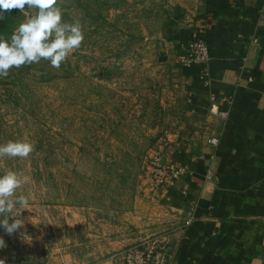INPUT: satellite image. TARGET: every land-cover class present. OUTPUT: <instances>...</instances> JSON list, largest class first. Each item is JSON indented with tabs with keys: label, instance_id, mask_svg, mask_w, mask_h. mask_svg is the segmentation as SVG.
I'll return each mask as SVG.
<instances>
[{
	"label": "rangeland",
	"instance_id": "obj_1",
	"mask_svg": "<svg viewBox=\"0 0 264 264\" xmlns=\"http://www.w3.org/2000/svg\"><path fill=\"white\" fill-rule=\"evenodd\" d=\"M58 3L65 21L81 22V47L59 68L42 59L0 79V143L33 145L27 158L0 159V174L30 177L18 194H31L24 225L0 227V264H89L107 253L124 264L131 250L154 252L167 240L144 222L160 213L156 193L187 176L171 185L159 169L192 168L211 130L186 121L188 74L169 32L174 0ZM24 18L5 11L0 34Z\"/></svg>",
	"mask_w": 264,
	"mask_h": 264
},
{
	"label": "crops",
	"instance_id": "obj_2",
	"mask_svg": "<svg viewBox=\"0 0 264 264\" xmlns=\"http://www.w3.org/2000/svg\"><path fill=\"white\" fill-rule=\"evenodd\" d=\"M174 1L171 38L178 44L200 37L211 47L209 87L199 67L185 68L186 121L199 119L211 134L193 172L155 192L160 213L155 207L144 228L168 237L151 264H264V0ZM229 96L232 103L223 101ZM217 109L229 110L226 121ZM214 135L220 140L212 149ZM191 208L193 222L185 225ZM89 264L121 262L107 253Z\"/></svg>",
	"mask_w": 264,
	"mask_h": 264
},
{
	"label": "clouds",
	"instance_id": "obj_3",
	"mask_svg": "<svg viewBox=\"0 0 264 264\" xmlns=\"http://www.w3.org/2000/svg\"><path fill=\"white\" fill-rule=\"evenodd\" d=\"M11 9H20L25 18L10 37L0 34V79L8 77L13 68L42 59L59 68L85 39L79 20H64V10L58 0H0V19ZM32 151V143L25 139L0 143V159L27 158ZM29 180V176L15 170L0 174V227L8 234L24 225L19 216L31 209V194H18ZM3 247L5 241L0 237V248Z\"/></svg>",
	"mask_w": 264,
	"mask_h": 264
},
{
	"label": "built area",
	"instance_id": "obj_4",
	"mask_svg": "<svg viewBox=\"0 0 264 264\" xmlns=\"http://www.w3.org/2000/svg\"><path fill=\"white\" fill-rule=\"evenodd\" d=\"M178 60L185 67H199L201 69V74L204 79L205 86L209 87L211 85L210 81V69L209 64L212 58V51L209 42L203 38H194L190 40H183L178 43ZM215 99V98H213ZM234 97H223V101L232 103ZM215 107V105L213 106ZM215 114L223 121H226L229 116V110H219L215 111ZM219 135H214L209 139V143L217 146L219 144ZM203 157H192L193 161L202 159ZM192 173V168L186 163H171L168 166H161L159 169V175L161 177V182H170L169 184H174L175 181L179 180L183 176H187ZM194 210L189 209L188 217L185 220V225H190L193 222ZM153 251L148 249H136L131 250L127 253L124 264H151Z\"/></svg>",
	"mask_w": 264,
	"mask_h": 264
}]
</instances>
